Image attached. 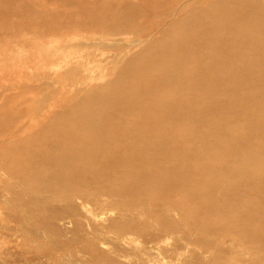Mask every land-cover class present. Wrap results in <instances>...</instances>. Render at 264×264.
Here are the masks:
<instances>
[{"label":"rangeland","instance_id":"1","mask_svg":"<svg viewBox=\"0 0 264 264\" xmlns=\"http://www.w3.org/2000/svg\"><path fill=\"white\" fill-rule=\"evenodd\" d=\"M190 1L0 0V264H264V127L260 122L264 98L258 91H264V49L245 51V57L261 62L263 71L249 74L257 90L246 89L244 79L239 82L231 107L204 106L191 125L173 123L171 137L162 122L160 135L136 138L131 147L126 120L117 118L118 126L99 134L100 152L75 172L74 190L49 193L35 185L51 171L45 160L55 154V144L65 141L62 118L71 116L79 90L115 80L117 72L146 45L157 47L171 25L211 10L223 0ZM254 1L264 7V0ZM64 43L73 48L65 50ZM97 70L106 71L103 79ZM87 76L97 81L81 87L78 81ZM235 130L239 133L230 132ZM186 131L190 137L182 140L179 136ZM117 142L119 151L114 150ZM234 144L239 149L230 153ZM214 146L222 158L217 173L225 174L235 161L257 155L260 159L254 167L262 177L231 180L227 185L220 180L206 184L194 180L195 163L201 157L193 150ZM120 164L123 169L117 179ZM153 171L178 181L177 188L166 195L151 190L147 174ZM197 193L212 199L198 201ZM256 209L263 212L260 221ZM235 216L239 223L232 220ZM258 222L261 233L248 236ZM174 227L176 235L163 243L168 251L144 245L143 240ZM122 229H140L144 238L123 246L115 238ZM186 242L184 249L174 252L176 245ZM163 255L169 263L151 262Z\"/></svg>","mask_w":264,"mask_h":264},{"label":"bare ground","instance_id":"2","mask_svg":"<svg viewBox=\"0 0 264 264\" xmlns=\"http://www.w3.org/2000/svg\"><path fill=\"white\" fill-rule=\"evenodd\" d=\"M163 34L165 38L159 42L157 47L154 43H149L142 51L140 50L139 53L136 52V55L133 56L132 54L133 57L130 61L117 72L115 80L109 82L105 86L86 88L76 93L75 108L71 116L67 115L62 118V123L66 126V130L63 132L65 141L55 144L57 146L55 148V154L45 160L51 171L49 174H46L42 180L36 182L35 185L44 188V190L49 193H67L74 190L75 182L73 178L76 174L75 172L84 161L91 157V155H96L100 152L99 148L102 143H98L99 134L101 131L105 130V128L118 126L117 118L126 120L127 130L125 134L129 137V147H131L136 138H145L149 135H160V128H164L163 123L167 124V136L171 137L173 134V123L181 122L191 125L195 120V116L203 112L201 108L204 106L231 107L239 87V82L243 79V85L246 89L257 90L249 74H254V72L261 73L263 71L261 62L244 56L245 51L251 52L254 49H264V7L257 1L223 0L220 5L213 7L211 10L195 12L192 16L183 18L180 22L171 25ZM76 38L79 40L81 39V37H74V39ZM69 42L71 43V41ZM59 43L61 44V42ZM65 43H67V41ZM65 43V47H63L66 50L71 44L66 48L67 45H65ZM86 43L88 42L86 41ZM56 44L54 45L53 43L55 47ZM101 44L103 46L102 41ZM80 47L76 48V50H80ZM50 48L52 52L53 48L51 46L47 47V49ZM81 48L86 47L82 46ZM48 51L50 52V50H47L49 54ZM84 51H87V49ZM84 51L82 52L84 53ZM87 52L90 51L88 50ZM54 53L58 55L57 52ZM90 53L87 54L90 55ZM50 55L51 53L49 56ZM51 56L55 57L54 54ZM61 56L59 58L63 59ZM66 56H68V54ZM74 56L77 55L74 54L73 57ZM48 58L50 59V57H47V59ZM88 59H90L89 56ZM99 60L96 61L98 62ZM89 65H91V63H89ZM83 66H85V64ZM57 68L62 70L63 65L60 66L59 64ZM102 71L103 70L99 72ZM103 72L105 73L106 71ZM103 72L100 76L98 75L100 77H98L99 79L102 78ZM92 74L95 75L94 70ZM71 78H73V75L69 77V79ZM62 80L64 82V79ZM91 80L97 81V78L93 79L87 76L83 79L81 78L78 84H81V87H86L87 83L89 81L91 82ZM74 85L75 84H73V86ZM77 90L78 89H76V91ZM258 91L261 93L259 95H262L264 98V91ZM44 95L46 96V94ZM132 121L133 123L130 124ZM260 122L261 125H263L262 127H264V118H262V116ZM148 123H150V125H146ZM131 125L136 126L135 130L130 128ZM230 132L232 134L239 133V131L236 132V130ZM179 137L182 140H187L190 137V133L186 131ZM155 144L159 147L161 142ZM216 147L217 146L209 149L193 150V154L201 157V161L195 163L198 165L193 177L194 180L201 182V184L220 180L223 184L227 185L231 183V180L255 181L262 177L263 173L254 167V164L260 159L257 155L244 157L245 160L235 161V163L230 165L228 168L229 170L225 174L217 173L218 167L216 166L222 161V158L219 155V148ZM119 148L120 145L117 142L116 146H114V150L117 149V151H119ZM153 148L155 147L153 146ZM236 148L239 149L238 144H234L229 152H234L233 149ZM118 167L119 170L116 174L117 179L121 178L120 171L123 169L121 164ZM129 180L131 179L129 178ZM189 180L192 181V178ZM147 181L151 186V190L159 191L162 195L171 193L179 184L178 181L169 180L165 176L159 175L154 171L147 174ZM239 197H241V199L244 198L243 196ZM195 198L198 201L202 199L210 201L212 196L206 193H197ZM37 200L39 199L35 198L33 201ZM144 208L146 207L144 206ZM82 209L85 210V208ZM92 210L90 209L89 212L91 213ZM85 211L88 210L86 209ZM253 212L259 215L260 221L263 212L259 209L253 210ZM109 214L111 215L112 211ZM91 215L93 216V214ZM97 216L95 217L98 218ZM232 220L235 223L240 222L238 216L233 217ZM261 222H264L263 216L261 217ZM261 222L254 223L251 228L252 234L247 235L251 236L257 235L259 232L261 233ZM69 223L71 225L73 224L72 221ZM64 228H66V223L62 225V229ZM176 232L175 227L169 231L161 230V232L152 236V238L143 240L145 243L144 245H157V247H161L162 252L168 251L166 247L163 246V243L168 237H171L170 235H176ZM73 234L75 235V231ZM131 235L136 236V239H133ZM141 237L144 238V234L140 229H132L131 231L122 229L115 238L117 242L124 246L123 243L130 244ZM262 237H264V233H262ZM71 240L74 241L75 238L72 236ZM53 244L56 245L57 243L53 242ZM187 245V242L176 245L174 252H179ZM135 251L140 252L141 249L135 248ZM166 258L167 257L163 255V257L155 258L151 260V262L161 263L166 261L169 263ZM210 262H212V260Z\"/></svg>","mask_w":264,"mask_h":264}]
</instances>
